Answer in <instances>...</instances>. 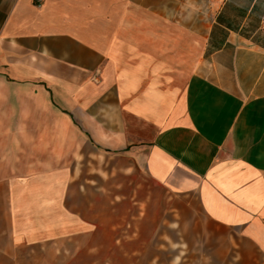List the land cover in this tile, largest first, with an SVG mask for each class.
<instances>
[{"label": "crops", "instance_id": "0c3cea01", "mask_svg": "<svg viewBox=\"0 0 264 264\" xmlns=\"http://www.w3.org/2000/svg\"><path fill=\"white\" fill-rule=\"evenodd\" d=\"M84 2L0 0V264H264V0L173 82Z\"/></svg>", "mask_w": 264, "mask_h": 264}, {"label": "rangeland", "instance_id": "374dc122", "mask_svg": "<svg viewBox=\"0 0 264 264\" xmlns=\"http://www.w3.org/2000/svg\"><path fill=\"white\" fill-rule=\"evenodd\" d=\"M84 2L83 21L101 32V44L113 53L123 52L126 61L148 57L164 61L170 81L188 75L201 55L208 23L217 0H123ZM128 1V2H125ZM81 14V9L78 10ZM82 16V15H80ZM88 17V19L86 18ZM264 25V22H262ZM177 223H175L176 225ZM155 240L177 241L178 234ZM178 249H171L177 254ZM183 251V249H182ZM193 250L185 249L188 258Z\"/></svg>", "mask_w": 264, "mask_h": 264}]
</instances>
